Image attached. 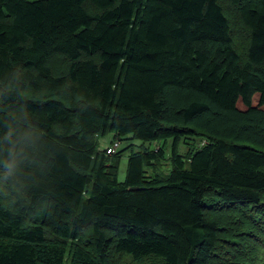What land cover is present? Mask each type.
<instances>
[{
	"label": "trees",
	"instance_id": "16d2710c",
	"mask_svg": "<svg viewBox=\"0 0 264 264\" xmlns=\"http://www.w3.org/2000/svg\"><path fill=\"white\" fill-rule=\"evenodd\" d=\"M0 181V264H238L218 208L264 250V0H0Z\"/></svg>",
	"mask_w": 264,
	"mask_h": 264
},
{
	"label": "rangeland",
	"instance_id": "374dc122",
	"mask_svg": "<svg viewBox=\"0 0 264 264\" xmlns=\"http://www.w3.org/2000/svg\"><path fill=\"white\" fill-rule=\"evenodd\" d=\"M87 9L90 10L91 7L87 6ZM236 26L240 27L238 31V41L243 44L245 41L246 36L243 34L242 26H239L236 24ZM55 59L51 61V64L53 63ZM58 64L61 66L65 65L64 61H61L58 59ZM94 140L98 144V149L102 153L106 151L108 148L112 146L114 142H118L119 146L116 148L117 153H121L119 157V168L117 170V181L122 183L125 179V171H126V164H127V156H128V150L126 149L129 144L133 145V149L135 151L139 150V146L141 145L140 141L131 139L130 137L122 138L121 140L116 137V135L113 132H108L105 136H97L94 138ZM200 141L198 140H190V139H181L177 143L176 151L179 155L187 158L196 146H198ZM145 147L150 149H161L163 151V157L160 158V164H161V170L164 173H167L170 168V154H171V147H172V141L168 140L165 143L164 142H157L153 144H145ZM116 153V154H117ZM106 154V153H105ZM185 169L189 168V162L186 161L184 165ZM0 200L3 202H7L9 200L7 194L4 192L3 183L0 181ZM206 216L209 220L216 222L219 224V226H222L224 229L228 228L231 220L233 217L236 216V218L233 220V223H237L241 225V228L239 230L233 231L236 240L232 243V245L235 246V250L233 251V254L238 259V264H264V250H261L260 252H255L252 243L250 245L243 239V237L249 236L251 239L259 240L251 231H250V225L247 223L250 220H254L255 217H258L257 214L254 212H250V216L248 218L249 221H243L245 220L244 215L241 211V208L238 207L233 213L231 211H228L226 209H213L206 213ZM243 219V220H242ZM243 227H246L243 229ZM240 238L237 240V238ZM221 248V247H220ZM67 264V263H66Z\"/></svg>",
	"mask_w": 264,
	"mask_h": 264
},
{
	"label": "built area",
	"instance_id": "2783aa9c",
	"mask_svg": "<svg viewBox=\"0 0 264 264\" xmlns=\"http://www.w3.org/2000/svg\"><path fill=\"white\" fill-rule=\"evenodd\" d=\"M119 146L118 142H114L110 148L106 150L107 155H112L115 153L116 148Z\"/></svg>",
	"mask_w": 264,
	"mask_h": 264
},
{
	"label": "clouds",
	"instance_id": "9594fccd",
	"mask_svg": "<svg viewBox=\"0 0 264 264\" xmlns=\"http://www.w3.org/2000/svg\"><path fill=\"white\" fill-rule=\"evenodd\" d=\"M10 153L13 156V160L11 162H9L8 165H7V167L9 168V171H11L12 168L14 167V153H15V146L14 145H13V148L10 149ZM105 153H106V151H105ZM115 153H116V151H115Z\"/></svg>",
	"mask_w": 264,
	"mask_h": 264
},
{
	"label": "water",
	"instance_id": "95a60500",
	"mask_svg": "<svg viewBox=\"0 0 264 264\" xmlns=\"http://www.w3.org/2000/svg\"><path fill=\"white\" fill-rule=\"evenodd\" d=\"M130 190H137V188H132V189H130Z\"/></svg>",
	"mask_w": 264,
	"mask_h": 264
}]
</instances>
